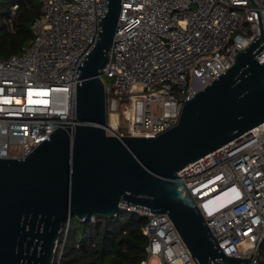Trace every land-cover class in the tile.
I'll list each match as a JSON object with an SVG mask.
<instances>
[{"label":"built area","instance_id":"built-area-1","mask_svg":"<svg viewBox=\"0 0 264 264\" xmlns=\"http://www.w3.org/2000/svg\"><path fill=\"white\" fill-rule=\"evenodd\" d=\"M41 1L32 41L19 55L0 59V158L26 157L72 121L78 69L96 42L108 2ZM16 8L10 6L9 27ZM258 35L264 38V0H121L114 43L100 69L107 134L152 138L174 127L184 102L224 74ZM256 60L264 63V50ZM177 176L201 206L222 253L244 259L252 254L249 264H258L264 122ZM122 207L145 220L140 230L148 243L140 264L152 258L157 264H196L166 214Z\"/></svg>","mask_w":264,"mask_h":264},{"label":"water","instance_id":"water-1","mask_svg":"<svg viewBox=\"0 0 264 264\" xmlns=\"http://www.w3.org/2000/svg\"><path fill=\"white\" fill-rule=\"evenodd\" d=\"M121 0H108L96 42L78 69L71 122L29 155L0 158V264H54L64 222L118 217L123 205L166 214L196 264H249L220 250L177 172L264 122V38L185 101L178 123L152 138L107 134L100 69Z\"/></svg>","mask_w":264,"mask_h":264},{"label":"trees","instance_id":"trees-1","mask_svg":"<svg viewBox=\"0 0 264 264\" xmlns=\"http://www.w3.org/2000/svg\"><path fill=\"white\" fill-rule=\"evenodd\" d=\"M15 14L8 26L10 6ZM41 0H0V59L19 55L33 39L31 24L41 13ZM74 224V225H73ZM145 220L122 212L118 217H95L86 220L71 217L64 222L56 256L59 264H140L148 243L141 233ZM258 264H264V243Z\"/></svg>","mask_w":264,"mask_h":264},{"label":"rangeland","instance_id":"rangeland-1","mask_svg":"<svg viewBox=\"0 0 264 264\" xmlns=\"http://www.w3.org/2000/svg\"><path fill=\"white\" fill-rule=\"evenodd\" d=\"M127 124H121L120 126V133L124 134L127 130ZM74 225V224H73ZM149 264H157V260L155 258L150 259Z\"/></svg>","mask_w":264,"mask_h":264},{"label":"clouds","instance_id":"clouds-1","mask_svg":"<svg viewBox=\"0 0 264 264\" xmlns=\"http://www.w3.org/2000/svg\"><path fill=\"white\" fill-rule=\"evenodd\" d=\"M195 204H196L197 208L199 209V211H200L201 214H202V208H201V206H200L197 202H195Z\"/></svg>","mask_w":264,"mask_h":264},{"label":"crops","instance_id":"crops-1","mask_svg":"<svg viewBox=\"0 0 264 264\" xmlns=\"http://www.w3.org/2000/svg\"><path fill=\"white\" fill-rule=\"evenodd\" d=\"M222 198H224V195H221L220 197H218V200H222Z\"/></svg>","mask_w":264,"mask_h":264}]
</instances>
